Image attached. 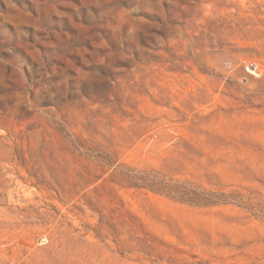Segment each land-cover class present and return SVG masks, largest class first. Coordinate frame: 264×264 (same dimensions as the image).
<instances>
[{
	"label": "rangeland",
	"instance_id": "374dc122",
	"mask_svg": "<svg viewBox=\"0 0 264 264\" xmlns=\"http://www.w3.org/2000/svg\"><path fill=\"white\" fill-rule=\"evenodd\" d=\"M0 264H264V0H0Z\"/></svg>",
	"mask_w": 264,
	"mask_h": 264
}]
</instances>
